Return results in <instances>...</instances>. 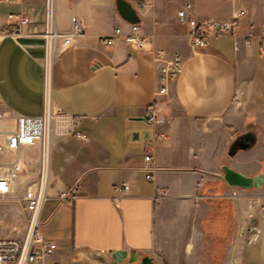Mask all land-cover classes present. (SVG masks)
Here are the masks:
<instances>
[{
  "label": "crops",
  "instance_id": "0c3cea01",
  "mask_svg": "<svg viewBox=\"0 0 264 264\" xmlns=\"http://www.w3.org/2000/svg\"><path fill=\"white\" fill-rule=\"evenodd\" d=\"M129 1L152 46L183 55L165 95L156 94L150 51L121 36L102 42L115 27L130 30L116 0H51L50 39L43 34L47 0H0V25L20 12L30 21L19 37L0 38V130H14L19 115L52 112L49 197L39 231L57 242L63 264H141L145 255L156 264H264V191L230 186L218 171L227 163L257 173L230 162V153L242 141L232 134L237 107L264 94L260 38L245 44L251 24L257 34L264 28V0H190L199 20L245 11L236 38L211 35L199 48L177 16L185 0ZM76 17L82 36L72 35ZM151 103L164 124L147 120ZM41 151V144L19 150L27 172L18 182L35 178ZM124 182L127 191L115 189ZM75 185L79 196L62 202L59 191Z\"/></svg>",
  "mask_w": 264,
  "mask_h": 264
},
{
  "label": "built area",
  "instance_id": "2783aa9c",
  "mask_svg": "<svg viewBox=\"0 0 264 264\" xmlns=\"http://www.w3.org/2000/svg\"><path fill=\"white\" fill-rule=\"evenodd\" d=\"M245 11L241 10L237 14L226 19H204L199 20L195 16L194 4L190 0H185L177 11L178 18L187 24L188 36L195 48L204 47L209 43L211 35H228L237 37L241 25V17ZM16 18L14 23L0 25V38L11 36L19 37L25 32V27L30 22L29 17L20 13L13 14ZM43 34L46 39L56 35L53 28V9L51 0H47L46 17ZM256 25H250V31L245 35V44L251 45L253 38L259 36L258 52L264 56V28L260 33H255ZM85 32L81 19L75 18L73 22L72 35L82 36ZM123 40L132 48L137 50H148L152 53L157 64V79L159 87L157 95H165L169 91V86L176 79L184 65L183 55L177 51H167L162 48L152 46L151 40L143 34L139 22H130V30L123 32L121 27H115L113 33L101 37L106 45L114 43L116 37ZM157 103L147 106V120L153 125L165 123V117L161 114ZM4 116L0 112V118ZM52 112L46 110L42 115H19L14 130H0V153H11L13 156L8 159H0V200L8 199L16 190L18 177L27 172L26 163L19 157V150L24 146H34L41 144L42 151L40 162L35 178L25 185L23 199L26 209L29 212L26 232L22 236L0 234V264H63L55 257L58 247L53 239L46 238L39 231V220L46 200L49 197V173H50V143L48 132L50 130V120ZM79 136H83L78 134ZM160 136L167 138V133L161 132ZM147 178H153L152 167L149 162L152 155L146 154ZM130 185L127 182L116 184L115 189L127 191ZM78 185L59 191L58 198L65 203H73L79 196Z\"/></svg>",
  "mask_w": 264,
  "mask_h": 264
},
{
  "label": "rangeland",
  "instance_id": "374dc122",
  "mask_svg": "<svg viewBox=\"0 0 264 264\" xmlns=\"http://www.w3.org/2000/svg\"><path fill=\"white\" fill-rule=\"evenodd\" d=\"M246 100L237 107L238 124L233 126L232 134L238 135L240 140L247 142L248 147H239L238 142H235L231 147L230 162L236 158L248 171L264 172V94H256ZM218 171L223 177L221 167ZM32 179L30 178L28 182ZM26 184L17 180L13 195L8 199L0 200V234L22 236L26 232L29 216L23 199ZM257 189L264 191V185ZM39 230L44 232L45 229ZM253 240L255 237L252 236L249 241Z\"/></svg>",
  "mask_w": 264,
  "mask_h": 264
},
{
  "label": "water",
  "instance_id": "95a60500",
  "mask_svg": "<svg viewBox=\"0 0 264 264\" xmlns=\"http://www.w3.org/2000/svg\"><path fill=\"white\" fill-rule=\"evenodd\" d=\"M116 6L120 15L129 22H139L140 17L137 9L129 0H116ZM137 135V133L135 134ZM241 147H248V143L241 141ZM223 177L225 181L234 187H241L245 189L260 188L264 185V172H258L250 175L246 174L231 165L224 163L221 165ZM141 264H156L151 256L145 255L141 259Z\"/></svg>",
  "mask_w": 264,
  "mask_h": 264
}]
</instances>
